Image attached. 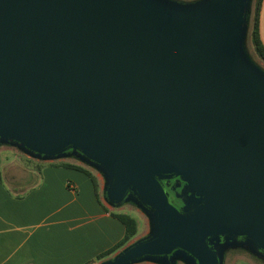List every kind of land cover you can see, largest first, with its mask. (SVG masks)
Masks as SVG:
<instances>
[{
  "label": "water",
  "instance_id": "obj_1",
  "mask_svg": "<svg viewBox=\"0 0 264 264\" xmlns=\"http://www.w3.org/2000/svg\"><path fill=\"white\" fill-rule=\"evenodd\" d=\"M251 1L0 0V143L79 158L111 205L149 218L98 264H222L233 247L264 260Z\"/></svg>",
  "mask_w": 264,
  "mask_h": 264
},
{
  "label": "crops",
  "instance_id": "obj_2",
  "mask_svg": "<svg viewBox=\"0 0 264 264\" xmlns=\"http://www.w3.org/2000/svg\"><path fill=\"white\" fill-rule=\"evenodd\" d=\"M260 35L264 44V0ZM22 155L6 157L5 170H0V264H98L122 249L95 261L125 234L124 224L112 215L122 213L118 209L123 204L113 206L106 200L105 178L101 186L95 175L97 194L89 175L60 165L82 164L66 157L42 160ZM137 220L145 231L143 216ZM144 231H138L126 246L142 238Z\"/></svg>",
  "mask_w": 264,
  "mask_h": 264
},
{
  "label": "rangeland",
  "instance_id": "obj_3",
  "mask_svg": "<svg viewBox=\"0 0 264 264\" xmlns=\"http://www.w3.org/2000/svg\"><path fill=\"white\" fill-rule=\"evenodd\" d=\"M179 1L192 2L195 0H179ZM253 10H254V0H252L250 3V9L248 12V17H247L248 35H247V39L245 41V49H246L249 57L251 58V60L264 70V61H262V59L256 54V52L253 48L251 39H250ZM14 154L24 156V155H22V154H24L23 151L20 150L18 147H15V146L10 145V144L0 143V170L1 171L5 170V159H6V157L12 158V157H14ZM66 160L82 164L83 166H85L86 168L91 170L94 175H97V177L102 182L101 186H102V184H104V177L91 165L86 164L85 162L81 161L79 158H77L75 156L66 157ZM9 164H10V162H9ZM174 184H175V182H174ZM137 208L138 207L135 204L124 203L121 206V208L118 210H120V212H123V213L131 214L137 218L143 216V218L146 222V229L144 231V227H143L142 222H141L140 227H139V233H142V231H144V234H142V236H141V237H144L145 235H147V232L149 229L148 225H147L149 218L147 217V215L145 213L142 212L141 209L138 208L139 209L138 210ZM173 264H186V263H184L180 260H176ZM222 264H264V260L263 259L260 260V259L256 258L252 252H250L249 250H247L245 248L233 247V248L226 250V252L223 256Z\"/></svg>",
  "mask_w": 264,
  "mask_h": 264
},
{
  "label": "trees",
  "instance_id": "obj_4",
  "mask_svg": "<svg viewBox=\"0 0 264 264\" xmlns=\"http://www.w3.org/2000/svg\"><path fill=\"white\" fill-rule=\"evenodd\" d=\"M262 2L263 0H254V10H253V17H252V27H251V33H250V39L253 45V48L256 52V54L264 61V44L261 39L260 35V13L262 8ZM61 166L69 167L78 169L80 171L85 172L87 175H89L93 181L95 191L97 194H99V183L97 181L96 176L93 174L91 170L88 168L71 163V162H62L60 163ZM171 184L174 185V181H171ZM171 191V198L174 201L176 205L180 204V200L175 197V192L173 190ZM112 215L116 218H118L125 226V234L123 238L115 244L110 249L106 250L105 252H102L99 254L95 261L105 259L109 256H111L113 253L117 252L124 246H126L137 234L139 231V225L138 220L136 217H134L131 214L128 213H112ZM94 262H91L89 264H92Z\"/></svg>",
  "mask_w": 264,
  "mask_h": 264
},
{
  "label": "flooded vegetation",
  "instance_id": "obj_5",
  "mask_svg": "<svg viewBox=\"0 0 264 264\" xmlns=\"http://www.w3.org/2000/svg\"><path fill=\"white\" fill-rule=\"evenodd\" d=\"M180 190H181L180 187L176 188V189L174 190L175 195H176V193H178ZM181 205H182V203H181V201H180V204H178V206L180 207ZM253 255H254L256 258L262 260V259H261L260 257H258L257 255H255V254H253Z\"/></svg>",
  "mask_w": 264,
  "mask_h": 264
}]
</instances>
